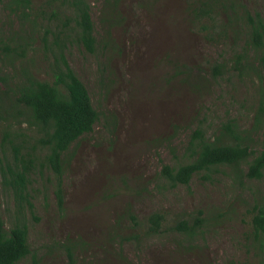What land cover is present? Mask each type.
Instances as JSON below:
<instances>
[{"label": "rangeland", "instance_id": "obj_1", "mask_svg": "<svg viewBox=\"0 0 264 264\" xmlns=\"http://www.w3.org/2000/svg\"><path fill=\"white\" fill-rule=\"evenodd\" d=\"M86 1L96 42L108 40L111 47L91 54L70 34L64 55L100 119L68 153L62 212L57 209L52 174L32 175L36 220L27 210L24 214L35 258L18 264H68L63 249L68 240L76 242L75 264H263V254L249 237L254 206L264 196V177L244 178L241 186L231 170L222 167L208 179L197 174L187 186L172 187L158 176L163 164L172 166L189 155L195 129L212 140L228 119H234L240 130L250 128L259 91L264 92V70L259 77L252 71L236 76L232 70L249 30L232 19L233 34L218 38L214 29L205 32L202 25L211 24L189 18V0H118L112 9L116 22L109 25L101 21L104 0ZM242 3L251 15L259 13L264 20V0ZM44 4L45 0H33L29 15L20 19L0 4V93L7 91L3 79L10 83L22 64L37 79L48 80L40 41L19 62L6 57L4 50L11 36L27 35L20 30L25 18L51 32L60 25L48 21L53 7ZM219 17L227 22L225 15ZM215 65L223 66L217 78L212 76ZM181 71L190 77L198 74L200 80L192 82ZM13 117L10 131L27 132V124L19 122L16 113ZM5 129L0 119V143ZM256 134L258 147H263L264 127ZM246 169L243 165L242 171ZM14 205L0 185V216L6 227ZM128 206L139 222L154 212L165 221L159 234L126 242L120 249L108 235ZM196 216L203 223L191 239L174 230L177 221Z\"/></svg>", "mask_w": 264, "mask_h": 264}, {"label": "trees", "instance_id": "obj_2", "mask_svg": "<svg viewBox=\"0 0 264 264\" xmlns=\"http://www.w3.org/2000/svg\"><path fill=\"white\" fill-rule=\"evenodd\" d=\"M32 1L0 0V4L4 3L20 19L29 15L27 11ZM104 3L101 21L111 25L116 22L112 21V9L115 10L118 0H104ZM46 5L53 7L49 9L48 21L55 20L60 24L54 31L51 32L47 26L41 29L34 19L25 18L20 30L27 35L11 36L4 43L5 56L19 62L28 51L36 50L34 43L40 41L39 51L46 63L44 68L48 80L37 79L26 64H22L10 83L8 78L3 79L7 91L0 93V107L3 110L0 119L4 120L6 129L3 143H0V185L3 191L12 196L15 211L10 217L9 227L5 226L0 216V264H18L27 257L35 258L28 243V224L24 214V210H27L36 220L30 193L31 177L36 172L52 174L57 209L62 212V176L70 159L68 153L73 144L92 133L100 119L86 87L71 69L64 51L70 34H74L75 41L91 54L99 48L105 50L112 43L108 40L103 44L96 42L90 7L86 0H45ZM187 10L193 22L210 23L211 27L202 25L204 31L214 29L218 38L227 33L233 34L229 31L233 29V23H230L232 19L238 26L247 28V41L242 48L243 52L235 55L232 70L236 76H242L248 71L261 76L260 72L264 70V20L259 13L251 15L242 0H189ZM221 15H225L227 22L219 17ZM50 32L51 42L48 41ZM248 53L251 55L248 56ZM249 58L253 61H249ZM220 68L223 66L213 67V78L222 76ZM182 74L192 82L200 80L198 74L191 77L187 71ZM258 96V105L249 129L240 130V125L234 119H228L221 124L212 140L200 128L195 129L189 139V155H183L172 166L163 164L158 176L172 187L187 186L195 175L208 179L218 173L219 168L225 167L231 170V175L241 186L244 178L261 180L264 177V146L258 147L255 137L256 131L264 127L262 89ZM14 113L22 119L19 122L27 124V132L10 131V122L15 120ZM243 165H246V171H242ZM253 210L249 241L259 254H263L264 264V196ZM164 221L162 214L154 212L147 216L145 222H139L128 206L110 228L108 239L110 242L117 241L121 249L126 242L135 240L138 243L141 237L159 234ZM202 223L203 220L198 216L190 217L189 220L177 221L174 230L191 239ZM75 243L68 240L63 244L68 264H75Z\"/></svg>", "mask_w": 264, "mask_h": 264}]
</instances>
